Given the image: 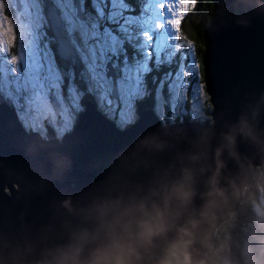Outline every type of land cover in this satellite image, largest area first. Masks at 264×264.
Returning <instances> with one entry per match:
<instances>
[{
	"label": "water",
	"instance_id": "water-1",
	"mask_svg": "<svg viewBox=\"0 0 264 264\" xmlns=\"http://www.w3.org/2000/svg\"><path fill=\"white\" fill-rule=\"evenodd\" d=\"M262 33L264 0H216L203 34L204 82L210 59L217 69V93L230 91L239 79L237 69L264 45ZM209 101L211 123L162 124L143 132L146 121L159 123L152 108L141 110L136 125L120 131L90 105L64 144L53 136L24 135L5 113L0 214L6 225L19 224L20 232L0 239V264H35L44 253L73 243L75 235L95 231L89 213L97 200L146 197L154 190L158 194L151 202L162 205L164 194L181 184L191 185L188 212L197 217L214 202V219L205 228L230 221L264 166V92L241 93L234 103ZM153 138L164 144L162 150L146 145L134 170L118 167L121 155ZM214 191L223 195L210 197ZM66 201L69 207H63Z\"/></svg>",
	"mask_w": 264,
	"mask_h": 264
},
{
	"label": "snow or ice",
	"instance_id": "snow-or-ice-1",
	"mask_svg": "<svg viewBox=\"0 0 264 264\" xmlns=\"http://www.w3.org/2000/svg\"><path fill=\"white\" fill-rule=\"evenodd\" d=\"M197 3L0 0V150L5 113L24 135L51 132L64 144L90 105L124 131L136 125L139 104L151 99L159 123L146 121L143 132L197 120L205 96L218 105L264 92V45L237 69L230 91L217 93L210 59L204 82L194 43L182 30ZM19 232V224L6 225L0 214V239Z\"/></svg>",
	"mask_w": 264,
	"mask_h": 264
},
{
	"label": "clouds",
	"instance_id": "clouds-1",
	"mask_svg": "<svg viewBox=\"0 0 264 264\" xmlns=\"http://www.w3.org/2000/svg\"><path fill=\"white\" fill-rule=\"evenodd\" d=\"M146 145L156 150L164 147L155 138L141 141L121 155L118 167L134 170ZM157 194L153 190L146 197L133 194L127 199L95 201L89 215L97 222L96 230L75 235L73 243L44 253L35 264H252L247 254L232 252L226 234L221 239L228 225L205 228L210 217L214 219V202L209 201L198 217L188 212L194 195L190 184L166 192L162 205L151 202ZM208 195L223 194L214 191ZM172 201L177 202L175 209L170 207ZM63 207H69V202ZM185 215L188 218L179 223ZM259 222L264 225V209L259 212Z\"/></svg>",
	"mask_w": 264,
	"mask_h": 264
},
{
	"label": "trees",
	"instance_id": "trees-1",
	"mask_svg": "<svg viewBox=\"0 0 264 264\" xmlns=\"http://www.w3.org/2000/svg\"><path fill=\"white\" fill-rule=\"evenodd\" d=\"M215 1L198 0L196 11L190 12L189 18L182 25L183 35L193 41L197 59L201 65L205 51L204 29L209 22ZM165 70L167 69H162V71ZM147 102L144 107L153 109V101L147 99ZM209 115L211 116V112ZM262 178H264V166L258 169L251 187L246 191L239 212L224 224L228 225L226 233L220 234L221 239L225 234L227 235L234 254L237 256L247 254L252 264H264V247L261 246V241H264V225L259 222V212L264 209V190H262L264 179Z\"/></svg>",
	"mask_w": 264,
	"mask_h": 264
},
{
	"label": "rangeland",
	"instance_id": "rangeland-1",
	"mask_svg": "<svg viewBox=\"0 0 264 264\" xmlns=\"http://www.w3.org/2000/svg\"><path fill=\"white\" fill-rule=\"evenodd\" d=\"M13 11H14V10H13ZM194 49H195V45H194ZM19 51H20V49H19V47H17V48H16V53L19 54ZM194 56H195L197 62L199 63V61H198V59H197L196 49H195V51H194ZM187 99H188V102H189V104H190V90H189V92H188V94H187ZM211 110H212V108H211V105H210V102H209V98H208L207 96H205L204 100L201 102V104H200V106H199V111H198V117H199V118H198L197 120L202 121V122H207V121L211 122L212 120H211V117H210V115H209V113L211 112ZM174 124H175V123H174ZM43 138H45V137H43ZM45 139H46V138H45ZM257 171H258V170H257ZM257 171H256V173H255V176H256V174H257ZM255 176H254V178L252 179L250 186L245 190L244 198H245V195H246V191L251 187V185H252V183H253V181H254V179H255ZM243 202H244V199H243Z\"/></svg>",
	"mask_w": 264,
	"mask_h": 264
},
{
	"label": "flooded vegetation",
	"instance_id": "flooded-vegetation-1",
	"mask_svg": "<svg viewBox=\"0 0 264 264\" xmlns=\"http://www.w3.org/2000/svg\"><path fill=\"white\" fill-rule=\"evenodd\" d=\"M15 51H16V50H15ZM146 103H148L147 100H145V102L143 101L142 103H140L139 106H138L139 109L143 108L144 105H145ZM50 136H52V133H51V132H50L49 135H48L47 137H45V138H48V137H50Z\"/></svg>",
	"mask_w": 264,
	"mask_h": 264
}]
</instances>
